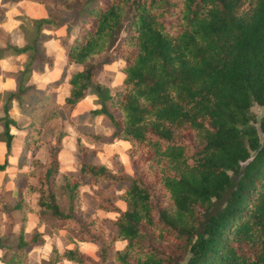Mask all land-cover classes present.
<instances>
[{"label": "trees", "instance_id": "1", "mask_svg": "<svg viewBox=\"0 0 264 264\" xmlns=\"http://www.w3.org/2000/svg\"><path fill=\"white\" fill-rule=\"evenodd\" d=\"M57 2L67 16L35 18L33 36L20 46L0 28V57L27 54L12 74L14 90L3 94L0 105L5 156L14 123L5 106L10 99L35 119L21 141L19 166L41 143L45 124L57 122L43 140L44 160L31 157L13 190L3 180L1 235L13 236L14 242H0L1 261L20 264L40 240L36 226L24 231L32 211L38 222L70 233L73 244L52 249L53 263L264 264V108L259 116L250 109L264 105V0ZM61 26L63 33L54 39L66 63L80 68L68 74L67 94L56 107L49 88L40 91L25 81L35 60H50L42 44L50 34L43 29ZM116 57L123 60L122 78L119 89L111 91L95 75L100 64ZM88 93L96 104L88 112L100 115L110 131L76 136L77 173H62L57 181L62 121ZM119 139L128 143L129 170L112 156L110 166L93 160L96 145ZM6 164L4 157L0 170ZM83 184L97 186L86 202ZM32 193L35 208L26 202ZM76 241L92 242L95 249L80 250Z\"/></svg>", "mask_w": 264, "mask_h": 264}, {"label": "crops", "instance_id": "2", "mask_svg": "<svg viewBox=\"0 0 264 264\" xmlns=\"http://www.w3.org/2000/svg\"><path fill=\"white\" fill-rule=\"evenodd\" d=\"M19 1H21V0H19ZM19 1H17V2H19ZM17 2H15V3H17ZM15 7L16 6H12L10 8L8 7V8L4 9L5 14H7L9 17L8 16L6 17V15H5V19H3V21L0 24L5 29H7V27H10V26L6 27L5 23L7 22V19L10 18L11 13L15 16L17 15L16 14L17 10ZM15 16H14V20H17V16H16V18H15ZM41 17H43V16H41ZM7 25H10V22ZM43 30L48 31V32H44V33L50 34V37H48L47 39L44 40L47 42V45L55 43L59 46L60 51L62 52L61 60L59 61V59L54 58L53 55L49 54L47 49L45 48V51H43V52H44L45 56L50 57V60L49 61L43 60V61H40V63H38L35 60L33 63L34 69L31 70L27 81H25V84H31L37 90H40V91H44V90L49 88L48 89V95H49L48 97L52 101L51 106L59 107L63 101V97L67 94V91H68V87H69V84L67 82L68 74L72 71L79 69L80 64L75 63V62L66 63L64 49L58 43V41L56 39H54L53 34L60 35L63 33V26H61L55 30H48V29H43ZM13 31H15V30L13 29L12 32ZM8 32L10 33L11 38H13L12 37L13 33L11 31H8ZM13 43L18 45V46L23 44V42L21 44H19L18 42H13ZM26 58H27L26 53L7 54V55H4L3 57H0V105L4 101L2 98L3 94L5 92H9V91L14 90L15 79L12 77V74L15 73L17 70H20L22 68V64ZM59 64L62 66L60 67ZM74 65H77V66H75L76 69H73ZM38 67H39V70L36 69ZM55 80H58L59 84L56 87H52L51 83H53ZM94 98H95V95H93L91 93H88L87 95H85L81 100H79L77 103H75V105L73 106V108L71 109V111L69 113V118L73 119V117H76V115H78L79 112L81 110H84L85 108H88L87 109V112H88V110L91 109L93 106V99ZM5 106L7 108L8 116L14 122L13 124H11L9 126V131L12 133L11 143L13 145L12 146L10 145L9 151L5 156V145H4V142L2 140H0V162L3 160L4 157H6V159H7V164H6L5 169L0 170V172L3 173V174H1V177H0V188H1V185H2L3 180H4V186L6 188L13 190L14 189L13 180H12L13 175L9 174L8 168H7V165L10 163L9 158L11 157L15 160L14 162L16 163V166H17V171H18L17 173H19V171L20 172L26 171L29 168V166H28L29 159L31 157H37V155L36 154L34 155L32 151L35 150L34 149L35 147L38 148V147H40V145H45L46 143L43 140L46 137L45 136H44V138L41 137V135L43 133V130H42L41 135L39 136L41 143L38 146H34L31 150H28L26 152V161H25V163H23L22 165L19 166L18 165V159H19V156L21 155L20 154L21 153V141L24 137V134H25L27 128L29 126L33 125L35 119H33L26 112H24L22 110V107H20L18 102L13 98L10 99V101L6 102ZM0 113L3 114V112L1 110H0ZM23 118H26V120L28 118L29 122H26L25 124H19L18 121L22 120ZM100 121H101V116L95 115L96 124L94 125V128H95L94 132L107 133V127L101 125ZM22 125H26V126H24V128L19 129L18 127H21ZM16 130L19 133H21V134H19V136H17ZM19 143H20V148L18 149ZM118 143H121V145H124L123 147L122 146L120 147V150H124L127 142L125 140H122V139L116 140L112 143H101V144H99V146L105 147V148H108V147L111 148L113 145H118ZM61 150H62V146L57 152V158H58V153ZM44 152L46 155L45 150H44ZM45 155H44V158H45ZM44 158L43 159L40 158V160L43 161ZM96 212L100 215L108 216V217H113V215H114V212H111V211L97 210ZM111 213H113V215H111ZM3 220H4V215L0 214V235L4 232ZM44 225H47V224L42 223V222H38L37 217H36L34 212H32V211L27 212V219H26L24 231L26 232L30 228H32L33 226H36L37 230L42 232V233L40 235V240L37 243H34L33 245H31L27 249L25 259L22 260L20 262V264H43L46 260L49 259L48 258L49 253L45 252L46 248H50V254H52L53 253L52 249L54 248V246L55 247L58 246L59 240H58L57 236H61L63 233L67 232V230H65V229H51V228L45 229V228H43V227H45ZM17 228H18V225H17V223H15L13 225V230L17 231ZM53 234H55L56 244H54V241H53L54 240ZM70 238H71V236H70ZM6 241H7V238H4L3 236L0 238V242L6 243ZM10 241H11V243L14 242L13 236H10ZM70 241H71L70 245H72L73 244L72 239ZM52 244H54V246H52ZM70 245H67V246H70ZM76 245L78 246V248L80 250H84L87 252H92L95 249V245L89 241H76ZM67 246H63L62 249L64 247H67ZM62 249L61 250L56 249V250L62 251ZM3 252H4V248H0V264H5L4 262L1 261V257L3 255ZM66 262L69 263L68 260L63 259L62 261L56 262L53 264H63Z\"/></svg>", "mask_w": 264, "mask_h": 264}, {"label": "rangeland", "instance_id": "3", "mask_svg": "<svg viewBox=\"0 0 264 264\" xmlns=\"http://www.w3.org/2000/svg\"><path fill=\"white\" fill-rule=\"evenodd\" d=\"M12 6H16V10H17V20H14V16L11 13V16L9 19H7V22L5 23V26H10L7 27V29H5L1 24H0V28H4V31L8 34V39L9 42H18L19 44H21L22 42L24 43L25 41H29L31 39V37L33 36V31H34V25H33V20L35 18L41 17V16H45V15H54L57 17H66L67 13L62 12L59 9L58 6V2L57 0H50V1H46V2H40L39 0H21L17 3H11L10 0H0V23L3 21V19H5V15L6 17L8 16L7 14H5V8H10ZM15 16V18H16ZM9 17V16H8ZM13 18V19H12ZM10 22V25H7ZM14 26V27H13ZM15 30L12 32V30ZM8 31H11L13 34V38H11V35ZM43 32H48L46 30H43ZM43 44V51H45V48L47 49L49 54H52L54 58L59 59V61L61 60V54L62 52L60 51V48L57 44H48L46 41H42ZM46 44V45H45ZM45 46V47H44ZM102 58V55L96 56L93 61L97 62ZM123 64V60L120 58H115L114 61L110 62V63H106V64H100L97 68L96 71V75L95 78L97 80H99L101 83L106 84L107 87L111 90V91H116L119 89L120 87V83H121V78H122V73L119 71V67ZM60 65V64H59ZM62 65H60L61 67ZM77 65H74L73 69H76ZM93 94V93H91ZM94 95V94H93ZM93 106H96V104L93 102ZM92 106V108H93ZM264 108V105L260 106L257 104H252L250 109L251 111L256 115L259 116L262 112ZM88 108H85L84 110H81L79 112L78 115H76V117H73V119L69 120H63V135L61 137V146H62V150L58 153V165H59V171H58V177H57V181H59L61 174L62 173H68V174H76L77 173V168L79 166V162H78V156L75 154L74 151V142H75V138L76 136H80L82 138H84V131L86 130H91L94 131V125L96 124L95 122V115L90 114L89 112H87ZM61 115H65V112L62 110H59ZM1 114V113H0ZM23 118L22 120L18 121L19 124H25L26 122H29V119L27 118ZM25 121V122H24ZM56 121L55 120H50L45 127L42 129L43 133L41 135L42 138H44V136H49L51 137L52 133L51 131H49V128H54L56 127ZM100 124L105 126L104 124L101 123ZM24 126L26 125H22L21 127H18L19 129L24 128ZM54 126V127H53ZM106 127V126H105ZM0 128H1V122H0ZM18 129V130H19ZM17 131V130H16ZM110 131V128L107 127V133ZM17 136H19L18 131L16 132ZM13 144L11 143V146ZM128 145V143H126V146ZM123 147L124 145H121V143H118V145H113L111 148H105V147H100L99 145H96L97 147V153L95 154V156L93 157L94 161H103L105 162V164L107 165H111V160L108 159V156H112L113 160L116 162H120L127 170L128 169V160H127V156L125 153V149L124 150H120V147ZM20 148V143L18 144V149ZM126 148V147H125ZM35 150H33V154L37 155V157L40 158H44L45 152L46 151V144L45 145H40V147H35ZM31 154V153H30ZM32 155V154H31ZM10 163L7 165L8 168V172L9 174H12V180H13V185L17 182V179L20 177L18 175V171H17V166L16 163L14 162L15 160L13 158H9ZM68 169V170H67ZM65 170V171H64ZM20 172V171H19ZM17 173V174H16ZM1 174H3L2 172H0V177ZM32 182L34 181V179H30ZM96 185H89V184H83L81 185L80 189L82 192V199L84 200V202H86L88 200V196L92 193V191H94L96 189ZM101 190L105 193H112L114 191H112L110 188H106L104 186H101ZM56 191V197L57 200L59 201L61 207L64 209L65 208V199L62 197L61 195V189L59 188V186L56 187L55 189ZM117 192V191H115ZM26 202L28 204V206H32V208L36 207V194L32 193L31 195H28L26 197ZM89 209V208H88ZM111 215H113V213H111ZM114 216V215H113ZM45 229H49V225H44ZM68 232V231H67ZM63 233L61 236H57L58 237V246L55 247L54 244H56L55 241V234H53L54 236V244H52V246H54V250L58 249L61 250L63 246H67L70 245V233ZM8 242H10V237L7 239ZM48 252V260H46L43 264H53V253L50 254V248H46V251ZM63 264H68L63 263Z\"/></svg>", "mask_w": 264, "mask_h": 264}]
</instances>
